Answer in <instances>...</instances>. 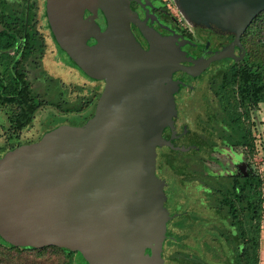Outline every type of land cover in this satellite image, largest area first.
I'll return each mask as SVG.
<instances>
[{
  "label": "water",
  "instance_id": "obj_1",
  "mask_svg": "<svg viewBox=\"0 0 264 264\" xmlns=\"http://www.w3.org/2000/svg\"><path fill=\"white\" fill-rule=\"evenodd\" d=\"M172 1L190 26L234 35L229 48L187 67L179 49L133 14L130 0H48L61 48L106 86L85 125H62L0 158V236L9 244L68 249L88 264H165L173 217L156 169L157 149L171 145L164 129H174L173 73L198 76L233 58L236 47L244 51L241 38L264 11V0ZM133 23L155 44L150 50L136 40Z\"/></svg>",
  "mask_w": 264,
  "mask_h": 264
},
{
  "label": "flooded vegetation",
  "instance_id": "obj_2",
  "mask_svg": "<svg viewBox=\"0 0 264 264\" xmlns=\"http://www.w3.org/2000/svg\"><path fill=\"white\" fill-rule=\"evenodd\" d=\"M47 5L48 0H0V53H7L11 61L10 65L4 66L0 59V74L4 69L11 74L24 68L23 71H26L33 89L37 90L38 102L42 105L32 123L23 129L15 128L12 124V117L16 115L18 109L17 103L9 102L5 107V110L10 112L12 128L17 132L28 130L39 120V124L42 123L37 131L38 134L29 142L19 146L38 142L40 137L58 128L57 126L44 133L47 127L54 123L53 120L59 117L75 123L69 126H83L87 118L93 113L95 115L98 101L106 86L105 81L86 75L61 48L47 16ZM130 6L133 14L141 22L146 23L169 42V47L180 50L179 56L182 58L180 61L184 66L191 67L196 62L210 59L228 49L234 41V35L223 33L216 28L190 26L183 20L172 0H130ZM89 16L90 12L87 11L85 18ZM96 22L102 31L105 30L106 20L101 11ZM131 29L142 48L146 51L150 50L154 43L143 35L137 24H131ZM95 43L94 39L88 41L89 45ZM49 46L52 49L48 52ZM58 51L65 53L68 61L57 60ZM27 53H30V59L25 60L24 55ZM45 53H54L55 61L65 70L74 73L78 82L67 84L60 78L44 74L41 69ZM232 55L233 58L212 62L198 76L189 75L184 70L173 73L172 78L178 83V89L174 94L176 105V115L173 117L174 129L170 127L164 129L163 138L171 142V145L157 149L156 169L157 177L166 184L164 192L167 199L164 206L173 217L167 224L166 241L170 229H173L171 225L173 219L182 215L189 219L201 218L199 222L202 225L200 228L202 233L214 232V228L219 226L221 216L222 181L232 182L234 190L239 191L241 189L238 185L239 181L249 178L252 183L254 172L260 174L253 158L247 155L242 147L225 144L223 139L217 136L225 129L220 117L224 114L220 103L223 92H219L222 81L231 71H239L248 59L245 47L244 51L236 47ZM40 71L46 76L43 78L44 84L38 81ZM213 104L215 106H212ZM262 104L264 102H259L256 109ZM46 113L53 117L44 122L43 116L47 115ZM214 113L217 118L219 114L217 130L212 128L208 130V116ZM247 126L251 128V138H255L252 131L255 126L253 114L247 121ZM209 131L216 134L214 135L216 145L212 147L209 144L204 145L206 144L204 138ZM167 147L192 157L182 162L166 161L160 166L158 164L160 151ZM217 154L218 158L215 157ZM199 157L206 158L207 161H199ZM222 157L226 159L223 160ZM193 187L196 188L195 192L200 193L199 201L203 206L202 209L194 202L196 197L192 193L194 191L191 192ZM235 203L241 205L243 202L237 197ZM174 255L170 257V261H165V264H174ZM184 263L189 264V261L186 259Z\"/></svg>",
  "mask_w": 264,
  "mask_h": 264
},
{
  "label": "trees",
  "instance_id": "obj_3",
  "mask_svg": "<svg viewBox=\"0 0 264 264\" xmlns=\"http://www.w3.org/2000/svg\"><path fill=\"white\" fill-rule=\"evenodd\" d=\"M242 43L248 53V59L239 71L233 70L224 78L219 89L220 93L223 92L220 103L224 114L220 117L225 129L217 136L221 137L225 144L242 147L247 155L253 158L254 138H251L252 132L247 126V121L251 119L259 102H264V11L248 27L242 36ZM24 56L25 60L30 59V53ZM0 59L4 66L10 65L11 61L7 53H0ZM23 69L11 74L4 69L0 74V106L5 108L9 102L17 103L18 109L16 115L12 117V124L18 129L29 126L37 111L42 108L41 103L38 102L37 90L33 89ZM93 115L94 113L83 122V125ZM217 115L219 118V114ZM218 118L215 113L208 116V130L211 128L217 130ZM214 135L216 136L215 132L209 131L206 138L203 137L206 142L204 145L215 146ZM17 147L19 145L1 148L0 158ZM206 154L210 153L206 152ZM189 157L192 156L167 147L160 151L158 164L161 166L166 161L182 162ZM198 160L207 161L206 158L201 157ZM251 181L252 183L249 178L239 181L238 185L241 186L239 191L234 190L232 182L222 181L221 216L219 226L214 228V232L202 233L200 229L202 225L199 222L201 218L189 219L184 215L174 218L171 224L173 229H170L169 238L163 248L164 260L170 261L168 250L176 246L178 251L174 258H178L181 264H185L186 259L189 264H261L264 179L254 172ZM237 197L242 200L241 205L235 203ZM50 253L62 257V264H77V260L81 264H88L79 252L55 246L41 249L15 247L0 236V264H36L30 262L25 254L43 259Z\"/></svg>",
  "mask_w": 264,
  "mask_h": 264
},
{
  "label": "rangeland",
  "instance_id": "obj_4",
  "mask_svg": "<svg viewBox=\"0 0 264 264\" xmlns=\"http://www.w3.org/2000/svg\"><path fill=\"white\" fill-rule=\"evenodd\" d=\"M47 42V41H46ZM48 43V42H47ZM48 52L52 49L51 46L48 48ZM57 60H61L62 62L68 61L67 56L62 51H58L57 53ZM44 71V74L51 75L55 78H60L62 81H64L67 84H74V82H78V78L74 73L69 72L68 70H65V68L62 65H59L54 58V53H45V57L43 60V68L41 69ZM38 81L41 84H44L43 78L46 77L39 72ZM47 114V113H46ZM43 115V114H42ZM10 112L8 110H5V108L0 107V149L8 146H17L22 143H27L32 138H34L35 135H37V131L39 127L42 125L39 124L40 120L35 123L34 126H31L28 130H24L21 132H17L12 128L11 122H10ZM53 115H44L43 121H48L50 118H52ZM253 119L255 120V126L253 127V135H254V145H255V156L253 157V162L255 163L258 171L262 175L264 179V104L260 105L258 109L254 110L253 112ZM54 123L50 124V126L47 127V129L44 131L47 132L48 130L59 127L61 125H74L75 123L67 122L65 118H56L53 120ZM56 124V125H54ZM1 152V150H0ZM203 154V153H202ZM182 157V156H180ZM215 157H219L217 154ZM223 160H225V157H222ZM212 161V160H210ZM196 188L193 187L192 192L196 197L195 204H197L198 208H203L201 206V203L199 201L200 193L195 192ZM174 200V199H173ZM172 206V205H171ZM206 214V212H204ZM264 224V223H263ZM178 251V248L176 246L169 248L168 253L170 256H173ZM260 254H264V243H261V251ZM28 257V260L31 262H35L36 264H62L63 259L59 255L49 254L46 258L43 259H37L32 254H25ZM175 257V256H174ZM178 259V258H177ZM176 258H173L175 261L174 264H179L178 260ZM262 260V257H261ZM261 261V264H264V262ZM77 264H81L79 260L76 261Z\"/></svg>",
  "mask_w": 264,
  "mask_h": 264
},
{
  "label": "crops",
  "instance_id": "obj_5",
  "mask_svg": "<svg viewBox=\"0 0 264 264\" xmlns=\"http://www.w3.org/2000/svg\"><path fill=\"white\" fill-rule=\"evenodd\" d=\"M264 223V222H263ZM261 243L263 244L264 243V224H263V230H262V233H261ZM260 256L262 257V260L264 262V254H260ZM262 262V263H263Z\"/></svg>",
  "mask_w": 264,
  "mask_h": 264
}]
</instances>
